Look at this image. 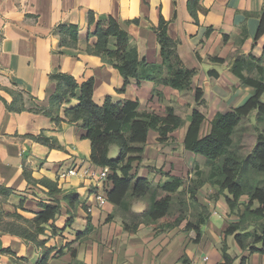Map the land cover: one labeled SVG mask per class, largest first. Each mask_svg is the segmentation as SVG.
<instances>
[{
  "label": "crops",
  "instance_id": "1",
  "mask_svg": "<svg viewBox=\"0 0 264 264\" xmlns=\"http://www.w3.org/2000/svg\"><path fill=\"white\" fill-rule=\"evenodd\" d=\"M263 8L264 0H0V184L13 190L9 196L0 195V210L33 218L43 209L42 202L56 204L60 200L61 213L40 235L54 248L46 264H226L225 243L231 264H241L243 258L248 264H264L263 243L256 246L260 251L251 252L242 249L233 235L226 236L233 214L226 192H218L209 182L197 196L210 211L198 240L196 230L186 227L188 220H194L191 213L172 228L160 230L154 224L142 223L136 233H129L123 215L110 200L104 206L98 204V189L90 180L78 175L59 179L61 172L77 165L96 167L91 161V141L81 123L55 122L57 116L66 119L67 109L79 104L78 96L54 109L53 116L7 107L14 101L9 89L33 96L26 106L33 102L50 108L51 97L58 90L51 78L56 72L73 76L79 84L94 78L93 98L100 105L107 97L115 103L138 100L141 110L165 116L167 107L172 106L183 119V126L167 143L159 142L157 131L149 132L143 160L135 163V174L158 185L168 179L160 170L187 180L198 164L207 175L211 169L207 159L184 146L192 112L199 109L205 114L200 130L203 137L218 113H226L253 96L254 88L242 83L232 68L241 59L244 74L257 76L259 68L264 69V33L258 35ZM90 12L96 19L105 14L114 16L133 36L147 63L142 77L132 79L125 90L121 91L124 78L120 72L86 51L87 45L97 42L96 25L89 23ZM161 17L168 22L169 35L178 41L185 65L196 70L189 91L149 79L162 65L155 31ZM59 24L79 27L77 48L60 52ZM211 71L218 75L212 76ZM197 88L204 92L202 105L195 98ZM40 135L54 146L31 137ZM25 164L35 180L47 178L60 192L51 195L48 186L29 183ZM150 201L149 197L134 201L133 211L148 210ZM2 219L15 222L6 215ZM42 255L34 243L0 228V264H19L16 259L21 258L27 264H39Z\"/></svg>",
  "mask_w": 264,
  "mask_h": 264
},
{
  "label": "trees",
  "instance_id": "2",
  "mask_svg": "<svg viewBox=\"0 0 264 264\" xmlns=\"http://www.w3.org/2000/svg\"><path fill=\"white\" fill-rule=\"evenodd\" d=\"M260 27L258 35L264 33V8L260 14ZM89 23L96 25L94 35L97 42L94 46L87 45L86 51L100 56L105 62L113 65L123 76L125 90L132 79H140L144 68L147 66L145 59L141 58L133 36L125 30L119 21L110 14H105L96 19L93 12L89 13ZM78 29L75 24H59L57 30L61 35V53L68 49L71 51L78 47ZM158 42L161 47L162 65L149 79L157 80L174 89L189 91L192 87L196 70L188 68L178 52V41L168 33V22L161 17L159 25L155 28ZM114 40V42H113ZM216 62H224L221 58H212ZM244 61L237 59L233 72L242 83L254 88L255 92L244 104L234 107L226 113H218L212 122L210 132L200 137V130L205 120V114L199 109H194L191 122L186 131L184 146L196 154L203 155L209 162L211 169L207 175L195 165L196 178L186 180L163 172L167 181L154 185L147 177H139L134 173L135 163L142 162L149 132H158V140L167 143L173 139L172 133L183 126V119L175 113L172 106L167 107L165 116L156 112L141 110L138 100H122L113 102L107 97L100 105L93 98L95 79L89 78L82 84L66 73L56 72L51 78L57 82L58 90L51 97V107H40L35 103L26 106L27 101H33V96L23 91L7 89L14 96L12 104L7 107L12 110H29L53 116V110L59 108L64 102L73 97H79V104L66 111V119L55 117L56 124L61 121L71 123L80 122L86 130V138L92 144L91 161L100 168H109L106 181L105 195L124 217V225L129 233H136L139 225L154 224L156 228L165 230L180 225L187 220L188 209L194 208L197 214L194 220H188L189 229H195L197 239L202 234V226L209 219V209L200 203L198 192L201 187L209 182L218 189V192H226V202L231 211H234L240 203L242 196H249V203L240 216L238 222H230L225 229L226 236L233 235L235 241L242 249L251 252L260 251L256 246L264 244V227L262 236L257 233L251 235L241 229V223L247 212L254 216H263L264 212V69L259 68L257 76L244 74ZM164 71V73H163ZM212 76L218 74L210 72ZM79 91V94H78ZM195 98L197 104L205 103L204 92L196 89ZM257 111L256 120L263 123L257 135L255 146L250 154L242 155L236 145L235 134L243 118L248 117L253 111ZM34 140L53 147L51 140L45 136H31ZM117 147L119 154L111 156V151ZM24 175L29 183H41L49 187L50 194L60 192L55 183L43 178L35 180L31 176L28 165H24ZM260 176V178H259ZM13 193L11 188L0 184V195L9 196ZM149 197L148 210L136 213L132 206L134 201ZM258 201L260 207L251 210V205ZM22 207V203L20 205ZM43 209L35 213V217L26 218L17 211L4 214L0 210V228L19 235L34 243L43 251L39 264H46L53 252V247L46 245V240L40 235L46 230V225L53 222L61 213L60 200L56 204L42 202ZM12 217L15 222H4L3 216ZM19 222V223H18ZM53 231L56 232L55 227ZM252 238V239H251ZM72 243L67 244L71 247ZM73 256L76 249H72ZM223 256L226 264L232 263V257L228 253V246L223 247ZM19 264L25 263V259H16ZM241 264H248L247 258H243Z\"/></svg>",
  "mask_w": 264,
  "mask_h": 264
},
{
  "label": "rangeland",
  "instance_id": "3",
  "mask_svg": "<svg viewBox=\"0 0 264 264\" xmlns=\"http://www.w3.org/2000/svg\"><path fill=\"white\" fill-rule=\"evenodd\" d=\"M263 100H264V96H263ZM256 114L257 111L255 110L248 117L243 118L235 134L236 145H238L239 147L238 149L240 153L245 156H247L252 152L257 140L258 132L260 131V129L263 128V123L257 122ZM118 154H119L118 148L114 147L111 156L116 157L118 156ZM196 177L197 175L195 174V170L193 169L191 170V176L188 175L187 180ZM248 203H249V196L248 195L242 196L239 206L234 211H231V214H233V219L231 222H236V221L239 222L241 220L240 215L244 211H246V207ZM258 207H260V204L258 203V201H255L251 205V210H254ZM188 213L189 214L191 213V218L194 219V217L197 214V210H195L194 208H189ZM263 227H264V212H263V216H254L251 213L247 212L245 214L244 220L241 223V229L246 230V232H248L251 235L257 233L259 236H262Z\"/></svg>",
  "mask_w": 264,
  "mask_h": 264
},
{
  "label": "built area",
  "instance_id": "4",
  "mask_svg": "<svg viewBox=\"0 0 264 264\" xmlns=\"http://www.w3.org/2000/svg\"><path fill=\"white\" fill-rule=\"evenodd\" d=\"M109 168H100V167H92L89 165H77L72 168H69L66 171H63L59 175V179H67L71 176H81L87 180H90L93 184H95L96 189V199L100 206H104L108 201L105 195V188H107L106 181L108 179ZM88 211H92V207L88 208Z\"/></svg>",
  "mask_w": 264,
  "mask_h": 264
}]
</instances>
